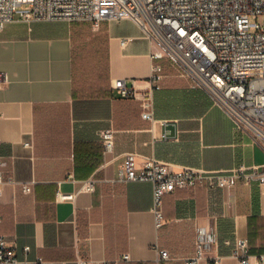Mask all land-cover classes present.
<instances>
[{
	"label": "crops",
	"instance_id": "obj_1",
	"mask_svg": "<svg viewBox=\"0 0 264 264\" xmlns=\"http://www.w3.org/2000/svg\"><path fill=\"white\" fill-rule=\"evenodd\" d=\"M153 48L132 19H109L96 28L87 21L28 22L16 14L0 30L6 80L0 88V170L12 179L2 186L0 233L17 264L101 263L122 253L131 260L121 264H153L158 247L170 251V264H185L201 228L215 241L198 264L218 256L222 264H238L236 237L248 239L251 264H259L264 186L176 189L164 197L165 222L157 229L153 184L121 180L129 152L137 154V169L149 156L210 170L264 164L262 146L237 131L167 59L161 60V88L154 90L155 120L142 117ZM116 79H125L137 97H119ZM106 130L114 131L110 152L101 139ZM24 183L31 192L23 191Z\"/></svg>",
	"mask_w": 264,
	"mask_h": 264
},
{
	"label": "built area",
	"instance_id": "obj_2",
	"mask_svg": "<svg viewBox=\"0 0 264 264\" xmlns=\"http://www.w3.org/2000/svg\"><path fill=\"white\" fill-rule=\"evenodd\" d=\"M19 14L32 21H87L93 27L109 19H132L149 37L153 45L151 88L142 94V117L154 121V90L161 88L167 59L176 72L187 78L192 87L204 90L232 120L234 128L249 135L264 149V0H0V30ZM128 39L121 41L125 45ZM6 80L0 73V88ZM113 88L121 98L137 97L125 79H116ZM164 138L166 136L164 135ZM105 152L114 146V131L101 134ZM28 145V144H27ZM137 154L125 155L122 181H148L153 184L155 226L165 222L164 197L176 189L206 186L229 189L241 183L264 186L263 165H239L228 170L181 166L146 157L136 167ZM1 165V159H0ZM12 181L0 170V195L3 184ZM93 182L86 190L93 189ZM25 193L32 191L24 183ZM71 199L73 195H61ZM1 221V218H0ZM215 241L212 233L198 229L194 253L185 264H198L206 249ZM28 250V247H26ZM235 257L238 264H251L248 239L236 237ZM129 253L101 263L80 259V264H121L130 261ZM173 257L166 248H157L153 264H170ZM221 257L211 259L222 264ZM17 264L15 251L0 233V264ZM264 264V255L258 257Z\"/></svg>",
	"mask_w": 264,
	"mask_h": 264
}]
</instances>
